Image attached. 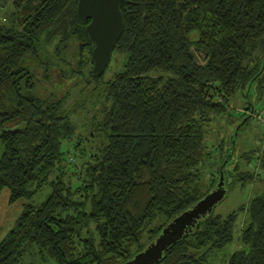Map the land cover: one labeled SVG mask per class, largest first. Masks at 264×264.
Instances as JSON below:
<instances>
[{
  "label": "trees",
  "instance_id": "16d2710c",
  "mask_svg": "<svg viewBox=\"0 0 264 264\" xmlns=\"http://www.w3.org/2000/svg\"><path fill=\"white\" fill-rule=\"evenodd\" d=\"M78 1L12 0L9 22L0 20V193L27 200L0 241V264H126L213 191L221 173L227 191L232 176L240 185L254 180L234 158V136L229 148H215L217 160L206 138L238 91L251 110L253 93L264 96V0H123L112 53L124 54L123 65L107 80L92 71L91 20H79ZM53 54L71 65L62 82ZM84 71L107 101L89 135L65 107ZM240 115L242 130L250 116ZM75 151L80 170L68 158ZM256 151L264 172V144ZM209 158L217 176L203 190ZM43 185L52 191L33 202ZM240 210L245 248L226 264H264V189ZM238 214L208 213L156 264H211L235 239Z\"/></svg>",
  "mask_w": 264,
  "mask_h": 264
},
{
  "label": "rangeland",
  "instance_id": "374dc122",
  "mask_svg": "<svg viewBox=\"0 0 264 264\" xmlns=\"http://www.w3.org/2000/svg\"><path fill=\"white\" fill-rule=\"evenodd\" d=\"M11 10L12 0H0V20L4 18L5 23H8L11 18L9 16L12 12ZM191 36L198 37V32H193ZM257 53L260 54V51ZM55 55L56 54L51 55V59L53 60V66L51 68L56 74L57 82H62L59 81L61 80L63 74L62 72L68 76L71 71V65L59 58H56ZM123 58L124 54L118 51L114 52L112 60L106 68L107 70H105L106 76L104 78L106 80L111 78L115 71L122 68ZM84 74V77L89 75L87 71H84ZM90 79L92 78L89 76L86 79L79 81L78 87L72 91L71 98L66 101L65 105L66 109L71 113L74 123L78 127L77 131L85 135H89L92 116L96 113V111H98L100 114L99 116L101 117V108L104 106L105 102H107L105 92L102 91V86L99 85L100 83L97 88H94L97 85L94 84V80L89 82ZM66 87V84L61 83L59 92L66 91ZM250 100H252L256 105V107H254L253 115H251V109L246 106L245 97H243L242 92L238 91L236 97L230 104L228 111L223 115L215 117L213 123L209 127L206 138L209 150L214 152V159L216 157L217 160L220 152H217V149L215 148H217L219 144H223L224 149L229 148L231 145L230 139L234 136V147L236 148V150H234L235 160L240 159L239 163L242 165V169L253 171L255 175L253 181H245L242 185H240V181L236 180L237 176H232L230 181L233 186H228L229 189L224 198L211 210V212L213 211L222 215H227L233 211H237L239 213L234 226L235 239L223 247L222 250H215L210 255L211 264H226L232 253L245 248V245L240 240L239 235L243 226L246 224L247 215L244 211L240 210V208L248 205L250 199L260 194L264 189V172L261 170L260 164V156L262 153H258V151H256L260 148L262 149L264 144V119L261 120L258 118V116L262 114L261 110H264V96L261 99H258L256 94L253 93ZM255 113H257V117L254 115ZM240 114H249L248 116H250V121L242 130L238 128L240 125ZM237 128L238 130H236ZM238 132L239 135L237 136ZM91 144L96 147L99 145L98 141ZM95 146H93V148H95ZM245 154L253 155L250 157L252 159L250 160V163L245 161L244 158H247ZM68 158L74 169L82 166L83 158L77 151L72 152V155L68 156ZM234 165L235 162L231 165L232 167L230 166L233 171ZM200 167V169H202V189L206 190L212 184L213 178L217 176L216 165L213 164L212 158H209V160ZM65 168L67 169V174L71 175L73 170H70L68 165ZM81 168H77V170H80ZM233 174L234 172L232 175ZM51 191L52 188L50 185H43L33 202L37 203L39 201H43ZM9 200L10 190L9 188H5L0 193V241L6 237L9 231L15 226L23 211L24 204L27 201L25 199H19L10 203Z\"/></svg>",
  "mask_w": 264,
  "mask_h": 264
},
{
  "label": "water",
  "instance_id": "95a60500",
  "mask_svg": "<svg viewBox=\"0 0 264 264\" xmlns=\"http://www.w3.org/2000/svg\"><path fill=\"white\" fill-rule=\"evenodd\" d=\"M123 0H79L77 14L82 22L90 19L86 26L88 35L94 43L92 50L93 73L102 75L108 67L112 53L119 41L124 20L120 10ZM245 118L241 125L246 121ZM238 128L236 130H238ZM227 192L225 178L221 173L217 187L200 200L193 208L174 218L162 230L157 238L143 251L139 252L126 264H156L164 251L177 242L184 234L191 232L198 220L211 212L212 208L221 201Z\"/></svg>",
  "mask_w": 264,
  "mask_h": 264
},
{
  "label": "built area",
  "instance_id": "2783aa9c",
  "mask_svg": "<svg viewBox=\"0 0 264 264\" xmlns=\"http://www.w3.org/2000/svg\"><path fill=\"white\" fill-rule=\"evenodd\" d=\"M261 111H262V114H260L258 116V118L261 119V120H263L264 119V110L262 109ZM253 113H254V109L251 110V115H253ZM254 115H256V117H257V113H255Z\"/></svg>",
  "mask_w": 264,
  "mask_h": 264
}]
</instances>
